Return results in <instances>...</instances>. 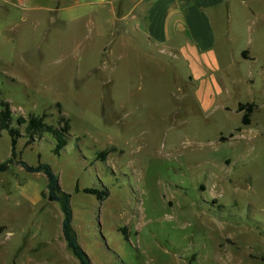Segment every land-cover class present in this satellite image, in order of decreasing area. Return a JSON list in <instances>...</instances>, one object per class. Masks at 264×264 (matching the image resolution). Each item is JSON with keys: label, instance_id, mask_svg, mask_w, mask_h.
I'll use <instances>...</instances> for the list:
<instances>
[{"label": "rangeland", "instance_id": "rangeland-1", "mask_svg": "<svg viewBox=\"0 0 264 264\" xmlns=\"http://www.w3.org/2000/svg\"><path fill=\"white\" fill-rule=\"evenodd\" d=\"M102 5L109 22L81 12L67 24L0 3V110L8 101L14 125L69 122L59 155L51 135L29 142L18 126L17 159L59 176L92 264H264V18L238 2L241 15L218 20L228 42L203 79L148 38L143 13ZM10 157L2 130L0 162ZM46 190L42 172L0 171V264H80Z\"/></svg>", "mask_w": 264, "mask_h": 264}, {"label": "crops", "instance_id": "crops-1", "mask_svg": "<svg viewBox=\"0 0 264 264\" xmlns=\"http://www.w3.org/2000/svg\"><path fill=\"white\" fill-rule=\"evenodd\" d=\"M112 0H0L2 5L20 11L25 20L36 13L52 15L53 19L72 24L82 16L102 18L109 22L108 11L100 13V6L111 4ZM247 7L246 12L237 9L236 3ZM131 8L129 13L141 18L143 13L144 32L148 38L175 48L176 56L187 61L190 75L195 74L204 79L211 72L220 68V42H228L227 29L218 20L245 15L264 18V0H122ZM227 3L231 6L224 7ZM103 6V5H102ZM231 9V10H230ZM231 15V16H230ZM94 21V19H91ZM99 28L101 27L95 25ZM104 34V33H103ZM102 34V35H103ZM226 40V41H225ZM211 67V68H210ZM210 85L206 80V86Z\"/></svg>", "mask_w": 264, "mask_h": 264}, {"label": "trees", "instance_id": "trees-1", "mask_svg": "<svg viewBox=\"0 0 264 264\" xmlns=\"http://www.w3.org/2000/svg\"><path fill=\"white\" fill-rule=\"evenodd\" d=\"M245 54V51H244ZM0 110V135L2 130H7L11 138V157L3 162H0V171H6L11 164H21L27 172H42L47 178V190L44 195L49 201H57L61 204L63 212L62 219V233L66 240L67 246L73 251L78 258L80 264H92L88 254L82 248L73 228V212L70 204L71 194L62 190L60 185L59 176L55 173L49 163L40 161L36 165H32L24 161L23 159H17V143L21 138L22 133L18 126L26 123L24 135H26V141L32 142L35 138H40L44 134L51 135L56 144L54 146V153L59 155L62 149L67 144V135L69 134V122L68 119L61 121L59 125L48 123L45 120V115H30L27 119L23 117L17 118L18 124L12 123V110L8 101H3ZM255 108L253 102L241 103L239 105L240 110H244L243 124H248L251 120L250 115ZM107 151L100 152L102 157H105ZM77 189V187H76ZM85 192L96 194L98 198H103L107 195V191H101L96 188H85Z\"/></svg>", "mask_w": 264, "mask_h": 264}]
</instances>
